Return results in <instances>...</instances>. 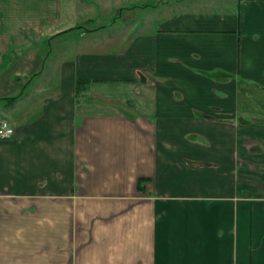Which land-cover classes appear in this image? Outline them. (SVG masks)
I'll use <instances>...</instances> for the list:
<instances>
[{
    "label": "crops",
    "instance_id": "1",
    "mask_svg": "<svg viewBox=\"0 0 264 264\" xmlns=\"http://www.w3.org/2000/svg\"><path fill=\"white\" fill-rule=\"evenodd\" d=\"M216 1L117 7L161 13L28 95L31 39L92 29L58 30L72 0H0V264H264V0Z\"/></svg>",
    "mask_w": 264,
    "mask_h": 264
},
{
    "label": "rangeland",
    "instance_id": "2",
    "mask_svg": "<svg viewBox=\"0 0 264 264\" xmlns=\"http://www.w3.org/2000/svg\"><path fill=\"white\" fill-rule=\"evenodd\" d=\"M157 0H119L115 5L112 4V0H110V4L106 5L105 8L103 6L98 5V0H72V2L76 3L74 4L75 8H72L74 12H76V17L78 15V18L75 19L73 17L70 18V22H63L62 25L59 27L58 30H66L70 27H74L76 25L84 26L85 28H90V30L82 39L81 37V29L74 28L67 32H64L62 34H59V36H54L53 38L49 39L48 36L45 38V41L41 43L40 46H38L37 41L35 38H33L32 44H29V50L30 49H40L42 52V71L41 74H37L32 77L31 81H29L25 85V93L28 95H31L33 91L35 90V87L37 85L42 84L45 81L46 75L48 74L49 67L51 63H54L55 61L59 60L64 54H66L68 51H70L73 48H79L80 46H83L82 43L84 40L89 39L91 37L95 36H104L108 35L110 33H114L118 30L125 29L127 26H130L131 24H138L146 18V15L149 13L150 17L152 19L158 20L160 17H157V14L161 13L159 10L158 12H152L150 13L149 9L145 10V7L140 9H135L131 14H119V10L117 11V7H121L126 10L125 8L129 6H141L145 4H153ZM197 2L196 5H194L193 9H199V10H205L204 7V1ZM115 2V1H114ZM219 0L215 2V4H209L205 5L208 9L210 8H219L220 3H218ZM63 7L64 9L69 7V0H63ZM86 8L91 7L92 10L89 12H84L81 10L80 13L77 12L80 8ZM162 7V6H160ZM136 8V7H135ZM147 8V7H146ZM206 9V10H208ZM127 17V18H126ZM154 17V18H153ZM115 21V24L114 22ZM99 25H106L105 27L99 29ZM77 27V26H76ZM97 30H96V29ZM94 29V30H93ZM99 29V30H98ZM88 31V30H87ZM42 39V38H41ZM43 41V40H42ZM85 46V45H84ZM28 51H23L22 54H26ZM29 73V72H28ZM27 73V74H28ZM30 74V73H29ZM26 81V78L24 79ZM16 82V81H14Z\"/></svg>",
    "mask_w": 264,
    "mask_h": 264
},
{
    "label": "built area",
    "instance_id": "3",
    "mask_svg": "<svg viewBox=\"0 0 264 264\" xmlns=\"http://www.w3.org/2000/svg\"><path fill=\"white\" fill-rule=\"evenodd\" d=\"M14 129L11 124L5 120H0V139H9L12 137Z\"/></svg>",
    "mask_w": 264,
    "mask_h": 264
},
{
    "label": "trees",
    "instance_id": "4",
    "mask_svg": "<svg viewBox=\"0 0 264 264\" xmlns=\"http://www.w3.org/2000/svg\"><path fill=\"white\" fill-rule=\"evenodd\" d=\"M84 80H77V87H76V91L80 92L83 88H84ZM143 179H138V187L142 188V181Z\"/></svg>",
    "mask_w": 264,
    "mask_h": 264
}]
</instances>
